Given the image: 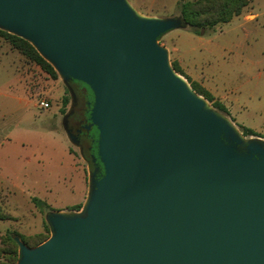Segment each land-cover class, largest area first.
<instances>
[{"label": "water", "instance_id": "obj_1", "mask_svg": "<svg viewBox=\"0 0 264 264\" xmlns=\"http://www.w3.org/2000/svg\"><path fill=\"white\" fill-rule=\"evenodd\" d=\"M181 28L129 0H0V30L91 90L104 170L17 264H264V139L174 70L159 40Z\"/></svg>", "mask_w": 264, "mask_h": 264}, {"label": "rangeland", "instance_id": "obj_2", "mask_svg": "<svg viewBox=\"0 0 264 264\" xmlns=\"http://www.w3.org/2000/svg\"><path fill=\"white\" fill-rule=\"evenodd\" d=\"M129 1L144 16L180 18L182 4L195 0ZM251 14H256V19ZM0 40V264H3V242L9 232L21 234L33 244L38 236L39 241L49 237L46 222L49 212L42 213L32 199L38 198L54 210L68 212L67 207L80 202L82 184L76 182L77 173L65 162L59 169L55 164V159L66 160L55 156V148L69 134L62 112L65 99L72 96L74 100L72 89L13 49L5 39ZM159 44L169 50L171 63L176 60L174 51H170L175 44L184 55L190 75L200 83L203 81L214 95L226 99L232 116L224 114L234 118L241 132L246 127L264 139V0H251L242 17L217 26L204 37L181 28L164 35ZM182 77L188 78L186 74ZM41 101L49 102L50 108L41 109ZM250 138L254 137H247ZM69 146L78 164L91 172L89 162L73 141Z\"/></svg>", "mask_w": 264, "mask_h": 264}, {"label": "trees", "instance_id": "obj_3", "mask_svg": "<svg viewBox=\"0 0 264 264\" xmlns=\"http://www.w3.org/2000/svg\"><path fill=\"white\" fill-rule=\"evenodd\" d=\"M251 0H195L187 1L181 6V15L185 22V26L196 36L204 37L207 34L214 31V29L219 25H225L232 22L235 18L241 17L245 10L249 7ZM0 37L5 39L12 46L13 49L17 50L24 57L30 61L36 63L41 67L43 71L49 74L54 79H59V75L54 69V67L45 60L38 51L26 40L9 34L5 31L0 30ZM161 39V38H160ZM174 70L185 76L184 72L181 70L177 62L171 63ZM187 80L193 87V89L205 99H207L215 108L219 111L230 116L227 108L219 101L215 100V97L201 87L198 83L191 82L188 78ZM90 90V89H89ZM91 97L93 94L90 90ZM72 96L67 97L64 101L63 114L66 113V108L69 106ZM242 130V129H241ZM243 134L246 137H258L257 134L249 129L244 127L242 130ZM91 160V158H90ZM98 178V177H97ZM35 206L41 210L42 213L55 211L49 205L44 203L38 198L32 199ZM83 204L72 206L67 208V211H81ZM48 225V224H47ZM49 237H45L44 240L39 241L41 236L35 238L36 243H31L30 239L27 237L18 234L9 232L4 243L5 249L2 254L5 255V263L3 264H17L20 259V245L17 242L16 238H19L21 242L29 247H37L42 243L46 242L51 236V228L48 225ZM2 251V250H1Z\"/></svg>", "mask_w": 264, "mask_h": 264}, {"label": "flooded vegetation", "instance_id": "obj_4", "mask_svg": "<svg viewBox=\"0 0 264 264\" xmlns=\"http://www.w3.org/2000/svg\"><path fill=\"white\" fill-rule=\"evenodd\" d=\"M70 89L73 91L74 100L71 99V107L63 115L65 130L73 138L75 147L89 162L92 171L96 173V177L100 178L104 170L97 157L98 132L95 128L90 132L88 131V125L90 124L88 118L94 98L91 97L89 88L83 83L72 81Z\"/></svg>", "mask_w": 264, "mask_h": 264}, {"label": "crops", "instance_id": "obj_5", "mask_svg": "<svg viewBox=\"0 0 264 264\" xmlns=\"http://www.w3.org/2000/svg\"><path fill=\"white\" fill-rule=\"evenodd\" d=\"M249 16H253V18L255 17L254 19H256V17H257L256 14H251ZM247 18H248V16L245 17V19H247ZM249 21H252V20H249ZM1 43L2 42L0 40V45H1ZM170 51H174L175 56H176V60L174 62H177L179 64L181 70L184 72V74H186V76L188 77V79L191 82L198 83L201 87H203L205 90H207L209 93H211L215 97V100L221 102L227 108V110L229 111L230 116H232L231 115V107L226 103V99L225 98L219 97L218 95H214L213 92H212V90L211 89H208L203 81L200 83V80L199 79H196L195 77H193V76L190 75V73L188 71L189 68L186 66V63H185L184 55L176 47L175 44H174L173 48L170 49ZM6 55H7V53H6ZM0 61H1V59H0ZM14 76H15V74H14ZM14 78H16V76ZM9 97H10V95H9ZM231 119L236 124V121L234 120V118L231 117ZM65 138L66 139L61 138L60 139L61 141L58 142V144H56L55 150H57V153H55V156H56V154H58V156H63L66 160L62 161L60 159H55V164L57 165V167L59 169V166L62 167L63 162H65L66 165L72 171H75L77 173L78 177L76 179V182H81V184H82V190H81V192L79 191V193H81V195H79L80 198H81L80 199V202L78 204H76V205L84 204L85 201H86L88 192H89L88 179H87L88 178V170H86L84 167H82V166H80L78 164L75 155L71 152V149H70V146H69V144L71 145V142H70V140L68 138V135H66ZM63 179L64 180H68V178L66 176H64ZM76 205H72V206H76ZM72 206H70V207H72ZM67 208H69V207H67ZM64 210L65 209H61L60 211H64Z\"/></svg>", "mask_w": 264, "mask_h": 264}, {"label": "built area", "instance_id": "obj_6", "mask_svg": "<svg viewBox=\"0 0 264 264\" xmlns=\"http://www.w3.org/2000/svg\"><path fill=\"white\" fill-rule=\"evenodd\" d=\"M39 107L43 110L50 108V103L46 101L39 102Z\"/></svg>", "mask_w": 264, "mask_h": 264}]
</instances>
